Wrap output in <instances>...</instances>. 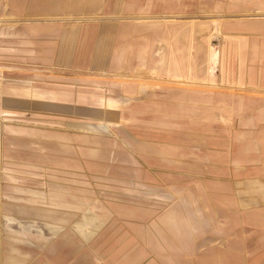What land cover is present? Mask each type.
I'll return each instance as SVG.
<instances>
[{"label":"rangeland","instance_id":"rangeland-1","mask_svg":"<svg viewBox=\"0 0 264 264\" xmlns=\"http://www.w3.org/2000/svg\"><path fill=\"white\" fill-rule=\"evenodd\" d=\"M258 10L109 0L27 22L0 9V264L213 260L226 228L212 199L256 184L230 189V170L264 153V87H247L245 54L264 40L244 26L264 24Z\"/></svg>","mask_w":264,"mask_h":264},{"label":"crops","instance_id":"crops-1","mask_svg":"<svg viewBox=\"0 0 264 264\" xmlns=\"http://www.w3.org/2000/svg\"><path fill=\"white\" fill-rule=\"evenodd\" d=\"M1 3L0 9L3 12H7V7H10L12 11L19 10L26 12L31 18L25 19V21L32 22V19L47 18L56 16H79L78 18H84L86 15H93L95 9L98 7L106 6L109 0H5ZM116 1V0H115ZM4 2V0H1ZM118 5V3H117ZM116 2L115 6L117 7ZM117 9V8H116ZM121 5L119 2L118 10L115 12H121ZM264 16L263 10H258L255 15ZM251 15V14H250ZM40 20V19H39ZM41 22V21H40ZM42 23V22H41ZM248 29L264 31V24H244ZM177 35H180L177 33ZM256 42H253V44ZM256 47V45H254ZM258 50L253 51L250 46L247 47L245 54L247 57L253 54V58L247 59V65L249 68L246 70L249 72V82H257V84L250 83L248 88L258 89V86L264 87V40L258 44ZM164 48V47H163ZM160 48L159 50L163 49ZM249 49V50H248ZM159 53V52H158ZM165 55V54H164ZM166 60V56L164 57ZM260 58L263 62V66L257 67V63L248 64L249 61L253 62V59ZM258 61V60H257ZM156 65V64H155ZM246 65V64H245ZM165 64L161 63L160 66L155 67L154 70H150L159 74L160 68ZM252 66V67H251ZM158 80V76H155ZM161 79V78H160ZM163 80V78L161 79ZM261 81V82H260ZM264 89V88H263ZM243 103V107L250 109L249 102ZM264 141V139H263ZM264 152V144L263 151ZM262 155V154H261ZM248 163V161L246 162ZM250 165L232 167L230 170L234 174L235 182H232L229 186L230 189L240 186L238 183L243 180H257L254 185H245L244 194L240 196L230 195L229 197H214L212 200L217 205L215 208L217 216L223 222L225 229L221 230L220 244L221 247L214 251L213 260L198 259L196 264H264V153L262 156V164L251 168ZM243 168H245L243 170ZM251 173H260V176L249 175ZM244 174V175H238ZM228 187V186H227ZM68 196H71L69 193ZM59 200L65 198L59 197ZM85 220L89 221L92 218L85 216ZM92 222V221H91ZM87 225L81 224V230ZM58 236V234H56ZM218 238V237H217ZM215 238V239H217ZM216 242V241H215ZM10 251H14L15 247L12 244ZM4 262L7 264H22V258L16 255H6ZM166 264H173V261H166ZM65 264H126L119 261H97L91 256L83 255L77 252L74 256L70 257ZM158 264V262H157ZM182 264H189V262H182Z\"/></svg>","mask_w":264,"mask_h":264}]
</instances>
